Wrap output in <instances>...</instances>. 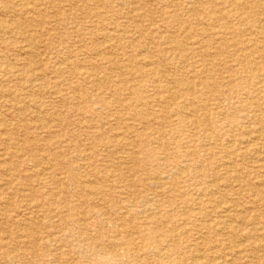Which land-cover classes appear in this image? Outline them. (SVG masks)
I'll return each instance as SVG.
<instances>
[{
    "label": "rangeland",
    "instance_id": "1",
    "mask_svg": "<svg viewBox=\"0 0 264 264\" xmlns=\"http://www.w3.org/2000/svg\"><path fill=\"white\" fill-rule=\"evenodd\" d=\"M0 264H264V0H0Z\"/></svg>",
    "mask_w": 264,
    "mask_h": 264
},
{
    "label": "bare ground",
    "instance_id": "2",
    "mask_svg": "<svg viewBox=\"0 0 264 264\" xmlns=\"http://www.w3.org/2000/svg\"><path fill=\"white\" fill-rule=\"evenodd\" d=\"M19 2V1H18ZM21 2V1H20ZM57 9V8H56ZM37 19V18H36ZM29 25V24H28ZM66 25V24H65ZM116 48V47H115ZM149 65V64H148ZM96 82V81H95ZM171 89V88H170ZM168 90V89H167ZM171 91H172V89H171ZM251 96V95H250ZM11 121V120H10ZM250 126V125H249ZM255 151V150H254ZM203 158V157H202ZM231 164V163H230ZM229 165V164H228ZM235 165V164H234ZM234 165H233V167H234ZM52 168V167H51ZM50 168V169H51ZM236 169V168H235ZM178 170V169H177ZM237 170V169H236ZM179 173H181L180 171H178ZM156 176V175H155ZM180 176H181V174H180ZM160 178V177H159ZM103 192V191H102ZM219 200V199H218ZM224 210V209H223ZM141 213V212H140ZM5 214V213H4ZM140 215V214H139ZM3 216V215H2ZM232 218V217H231ZM255 222V221H254ZM253 222V223H254ZM127 223V222H126ZM3 225V224H2ZM234 228V227H233ZM199 231V230H198ZM224 231V230H223ZM225 231H227V230H225ZM197 232V231H196ZM198 234V233H197ZM235 234V233H234ZM195 236V235H194ZM239 239V238H238ZM225 241V240H224ZM233 241V240H232ZM238 241V240H237ZM218 245H220V244H218ZM259 246H261V245H259ZM240 247V246H239ZM152 249V248H151ZM174 249H176V248H174ZM214 249V248H213ZM212 249V250H213ZM253 249V248H252ZM180 250V249H179ZM251 250V249H250ZM176 251V250H175ZM205 252V251H204ZM11 253V252H10ZM134 253V252H133ZM221 253V252H220ZM140 254V253H139ZM241 254V253H240ZM196 255V254H195ZM141 256V255H140ZM224 256V255H223ZM235 256V255H234ZM233 256V257H234ZM263 256V255H262ZM167 257V256H166ZM232 257V256H231ZM230 261V260H229Z\"/></svg>",
    "mask_w": 264,
    "mask_h": 264
}]
</instances>
